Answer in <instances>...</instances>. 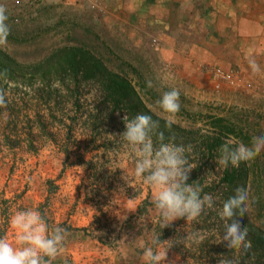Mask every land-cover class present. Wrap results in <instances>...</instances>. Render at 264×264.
I'll return each instance as SVG.
<instances>
[{"label": "rangeland", "instance_id": "374dc122", "mask_svg": "<svg viewBox=\"0 0 264 264\" xmlns=\"http://www.w3.org/2000/svg\"><path fill=\"white\" fill-rule=\"evenodd\" d=\"M167 2L170 13L153 7L132 24L120 0H0L10 29L0 52L13 61L0 54V237L15 244L9 218L31 208L67 230L52 264H144L141 252L155 235L170 248L165 264H219L225 256L264 264V151L233 163L238 184L249 186L248 206L236 212L249 249L227 242L218 214L231 194L220 182L221 146L264 132V7L220 14L218 28L209 29L204 15L176 13L180 1ZM208 42L219 60L193 54ZM91 58L126 79L144 107H136L135 96L116 106L98 72L84 80ZM214 69L241 82H220ZM173 89L180 109L169 127L157 101ZM137 114L157 121L166 140L191 148L187 183L214 198L196 220L163 228L154 192L132 174L133 156L120 135L123 117ZM213 118L245 138L227 134ZM209 142L218 145L210 152Z\"/></svg>", "mask_w": 264, "mask_h": 264}, {"label": "clouds", "instance_id": "9594fccd", "mask_svg": "<svg viewBox=\"0 0 264 264\" xmlns=\"http://www.w3.org/2000/svg\"><path fill=\"white\" fill-rule=\"evenodd\" d=\"M6 21L5 9L0 7V46L8 43L10 29ZM252 63L254 70H261L260 61L253 60ZM178 101L179 93L175 89L163 92L157 101L161 110L168 114L169 127L179 112ZM123 122L125 130L120 138L132 153V174L154 192V208L163 228L181 218L196 220L205 208L214 206V198L210 194L202 196L199 187L187 183L194 169L187 156L191 151L189 146L166 140L164 133L158 130V122L150 115L137 114L132 118L125 115ZM260 151H264V132L255 134L252 142L239 140L221 146L219 160L227 165L229 160L246 159ZM248 198L249 186L241 182L224 199L223 208L218 213L223 220L222 233L229 238L227 242L245 250L251 247V241L247 238V227L242 226L236 212L238 207L241 212L247 208ZM228 216L232 219H225ZM9 223L18 235L15 244L6 237H0V264H52L62 251L67 230L62 226L51 227L39 210L18 209L9 218ZM194 238L203 239L202 236ZM169 249L160 236L155 235L151 243L143 247L141 259L144 264H165ZM219 264H239V261L233 256H225L219 259Z\"/></svg>", "mask_w": 264, "mask_h": 264}, {"label": "crops", "instance_id": "0c3cea01", "mask_svg": "<svg viewBox=\"0 0 264 264\" xmlns=\"http://www.w3.org/2000/svg\"><path fill=\"white\" fill-rule=\"evenodd\" d=\"M125 6V13L129 14V18L127 19L128 23L135 24L136 21H139L137 18L138 15L143 14L148 9L153 7H161L162 12L170 13L171 10L168 6L165 5L168 3V0H130L131 6L127 5V0H120ZM180 2L174 3V6L177 7L176 13L183 15H193L198 16L197 19H201L200 15H204L202 17H206L205 23L209 29L218 28L215 27L214 24H217L219 19L218 15L223 13L230 14H241L245 12H250L247 8L252 7H264V0H179ZM125 2V3H124ZM157 12V11H156ZM264 13V9L260 11ZM136 27V25H133ZM143 25H138L137 29H140ZM199 45H205L204 43H198ZM197 44V45H198ZM214 44L209 43L202 48H197L194 50L197 56L202 54L205 60L212 61L217 55L214 50L211 48ZM216 45V44H215ZM188 53V52H187ZM238 56V55H237ZM191 60H194L193 57H190ZM216 59H218L216 57ZM219 60V59H218ZM237 60H242L240 57H237ZM208 67V66H206ZM241 82V80H240ZM264 95V93H263ZM264 99V96H263Z\"/></svg>", "mask_w": 264, "mask_h": 264}, {"label": "trees", "instance_id": "16d2710c", "mask_svg": "<svg viewBox=\"0 0 264 264\" xmlns=\"http://www.w3.org/2000/svg\"><path fill=\"white\" fill-rule=\"evenodd\" d=\"M0 54L5 60L11 61V59H9V57L4 55L2 52H0ZM76 56L77 55L75 53H70V57L68 58L71 61H73L69 65L70 67H75L74 60L76 59ZM90 60H91V69L89 73H86L85 76L83 77L84 80H89L91 78H94L95 77L94 73L98 72L101 76H103V78L106 79L107 93L110 94V98L116 106L122 105L126 96H135L136 107H144L134 87L126 79L116 74L107 72L105 68L102 65H100L97 61H95L93 58H91ZM213 120H214V125H219L220 128H222V130H224V132H226L227 134L235 135V136L239 135L241 138H245V136L242 133H237V131L233 127L224 124L223 119L213 118ZM214 146H218V145H216L215 142L212 143L209 142L208 151L210 152ZM234 162L235 161L229 160L228 164L225 165L220 181L226 187V189L229 190L230 193L236 190V186L238 185V182L240 180V171L233 165ZM239 162H241V160Z\"/></svg>", "mask_w": 264, "mask_h": 264}, {"label": "built area", "instance_id": "2783aa9c", "mask_svg": "<svg viewBox=\"0 0 264 264\" xmlns=\"http://www.w3.org/2000/svg\"><path fill=\"white\" fill-rule=\"evenodd\" d=\"M218 79L220 82L226 83V84H230V85H236L240 82V79H236V76H233L229 73H224L219 69H214L212 72ZM219 85H217L218 87Z\"/></svg>", "mask_w": 264, "mask_h": 264}]
</instances>
